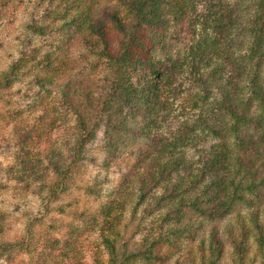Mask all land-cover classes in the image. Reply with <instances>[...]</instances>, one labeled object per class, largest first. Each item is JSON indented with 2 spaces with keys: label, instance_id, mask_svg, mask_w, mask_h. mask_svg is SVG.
<instances>
[{
  "label": "trees",
  "instance_id": "obj_1",
  "mask_svg": "<svg viewBox=\"0 0 264 264\" xmlns=\"http://www.w3.org/2000/svg\"><path fill=\"white\" fill-rule=\"evenodd\" d=\"M37 6L42 22L27 27L40 36L62 34L37 75L59 98L33 119L32 110L0 112L13 134L7 172L18 181L14 188L49 206L70 188L86 147L102 132L104 167L121 176L98 213L78 216L100 227L107 259L94 257V264H220L227 247L233 264H245L254 250L263 253L264 0ZM25 66L18 60L0 73V92ZM60 129V147L44 153ZM130 204L152 215L131 248L118 245L117 213ZM5 222L0 211L1 233ZM17 245L0 244V259ZM43 246L46 258L62 264L60 246L75 245L49 238Z\"/></svg>",
  "mask_w": 264,
  "mask_h": 264
},
{
  "label": "rangeland",
  "instance_id": "obj_2",
  "mask_svg": "<svg viewBox=\"0 0 264 264\" xmlns=\"http://www.w3.org/2000/svg\"><path fill=\"white\" fill-rule=\"evenodd\" d=\"M38 1L7 0L0 3V73L18 60H24L26 64L20 80L11 89L0 92V112L32 110L30 119L43 114L45 107L51 110L59 98L58 90L47 83L40 85L37 82L45 55L55 52L62 37V34L56 33L40 36L27 27L33 21L42 22L44 9L37 6ZM73 57L76 58L75 55ZM64 135L65 131L57 130L41 150L45 153L49 147H60ZM102 137V132H99L96 140L86 147V159L69 184L70 188L47 206L30 191L20 193L14 188L18 181H14L13 175L7 172L14 164L10 152L14 143L13 134L11 127L4 126L0 121V211L6 215L0 244L19 243L3 255L0 264H56L55 257L45 256L48 249L43 245L49 238L67 239L74 243L75 246H60L57 256L62 264H94V257L106 261V249L100 243L99 225L91 226L78 218L81 212L98 213L101 206L113 197L112 190L121 176L117 169L104 167L106 150ZM88 187L100 191L93 193ZM144 210L142 207L134 212L133 204H130L125 211L117 212L122 216L118 226L119 246L126 243L131 248L142 238L152 218ZM99 219L103 220V217L99 216ZM29 220L32 226H28ZM56 254L57 251L51 256ZM254 254L256 258L245 264H264V251L256 254L254 250ZM220 264H233L228 247Z\"/></svg>",
  "mask_w": 264,
  "mask_h": 264
}]
</instances>
